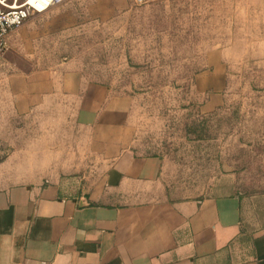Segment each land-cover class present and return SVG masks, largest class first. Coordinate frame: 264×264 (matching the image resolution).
Here are the masks:
<instances>
[{
    "label": "rangeland",
    "instance_id": "1",
    "mask_svg": "<svg viewBox=\"0 0 264 264\" xmlns=\"http://www.w3.org/2000/svg\"><path fill=\"white\" fill-rule=\"evenodd\" d=\"M239 1L64 0L31 13L22 26L33 37L0 56L10 72L69 62L84 81L127 96L135 149L163 158L170 198L233 190L263 223L264 6ZM74 105L61 97L0 124V161L39 141L74 162Z\"/></svg>",
    "mask_w": 264,
    "mask_h": 264
},
{
    "label": "crops",
    "instance_id": "2",
    "mask_svg": "<svg viewBox=\"0 0 264 264\" xmlns=\"http://www.w3.org/2000/svg\"><path fill=\"white\" fill-rule=\"evenodd\" d=\"M22 25L7 47L33 37ZM11 64L0 56V106L9 110L0 124L67 96L81 150L67 162L25 142L0 161V264H264V222L239 193L167 195L163 158L135 149L127 96L84 81L69 62L18 72Z\"/></svg>",
    "mask_w": 264,
    "mask_h": 264
},
{
    "label": "built area",
    "instance_id": "3",
    "mask_svg": "<svg viewBox=\"0 0 264 264\" xmlns=\"http://www.w3.org/2000/svg\"><path fill=\"white\" fill-rule=\"evenodd\" d=\"M64 0H3L0 3V53L7 47L9 32L19 27L31 13L44 12ZM141 3L144 0H134Z\"/></svg>",
    "mask_w": 264,
    "mask_h": 264
},
{
    "label": "snow or ice",
    "instance_id": "4",
    "mask_svg": "<svg viewBox=\"0 0 264 264\" xmlns=\"http://www.w3.org/2000/svg\"><path fill=\"white\" fill-rule=\"evenodd\" d=\"M29 2H31V0H29ZM0 3H3V0H0Z\"/></svg>",
    "mask_w": 264,
    "mask_h": 264
}]
</instances>
